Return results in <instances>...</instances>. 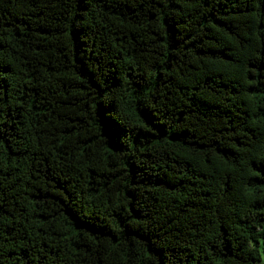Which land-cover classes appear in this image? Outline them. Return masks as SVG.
Returning a JSON list of instances; mask_svg holds the SVG:
<instances>
[{
	"label": "trees",
	"instance_id": "1",
	"mask_svg": "<svg viewBox=\"0 0 264 264\" xmlns=\"http://www.w3.org/2000/svg\"><path fill=\"white\" fill-rule=\"evenodd\" d=\"M0 264H264V0H0Z\"/></svg>",
	"mask_w": 264,
	"mask_h": 264
}]
</instances>
